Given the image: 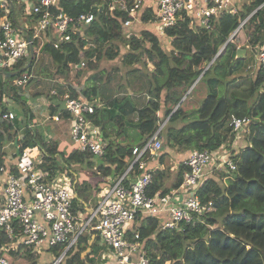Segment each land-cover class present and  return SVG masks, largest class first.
<instances>
[{
    "label": "trees",
    "instance_id": "1",
    "mask_svg": "<svg viewBox=\"0 0 264 264\" xmlns=\"http://www.w3.org/2000/svg\"><path fill=\"white\" fill-rule=\"evenodd\" d=\"M110 1L58 2L59 8L71 16L80 13L94 15L89 23L72 34V40L77 44L81 60L92 70L82 92L91 102L99 99L100 103L94 106L89 118L106 140L103 154L93 158L85 151H62L54 139L44 140L30 126L24 128L22 140L15 141L13 136L12 143L17 147L36 145L49 168H65L68 174L75 173L72 180L76 193L74 206L83 207L92 189L90 180L93 178L100 183L103 175L110 172L121 174L131 158L132 147L143 143L165 118L166 122L159 131L162 143L164 141L177 150L208 149L213 152L233 143L237 131L231 125L232 116L247 117L249 122L239 130L244 132L247 143L236 152L229 153L235 168L213 170L198 190L201 201L211 202L212 209L195 216L190 222H181L176 229H157L156 232V222L149 218L141 238L145 240L147 253L158 264L165 261H169L168 264H264V122L261 121L264 119V68L258 65L254 73L248 66L249 62L236 56L238 45H247L255 50L256 45L264 43V0H235L237 13H220L210 19L207 27L192 23L187 17L178 18L175 24L164 29V34L156 33L153 28L124 30L122 20L107 11ZM23 3L22 0H12L13 12L10 16L13 13L14 25L25 32V15L20 17L26 10ZM27 16L33 21V13ZM19 17L22 21H18ZM245 17L228 40L229 33ZM140 18L144 22L153 19L149 10L143 11ZM231 24L234 27L229 29ZM48 38H52L50 33ZM226 40L224 49L230 53L229 60L224 64L225 75L221 77L215 70L221 65L222 55L221 52L216 54L219 44ZM70 49V55L69 52H45L37 76H31L20 86L21 91L39 81L43 75L55 79L53 87L57 92L68 91L70 96H76L77 91L70 85L73 76L67 60L75 58L77 50L71 47L68 51ZM145 57L152 67L148 66ZM116 58L121 65L116 63L106 73L100 62ZM28 59L29 52L12 70L23 66ZM121 66L125 67V71L121 70ZM122 74V87L128 86L132 93L125 91L113 97L103 96L100 85L112 79L118 82L117 78H122ZM19 75L2 76L0 113L7 110L3 104L4 93L12 97L15 95L17 101L24 102V111L27 112L26 101L13 84L14 78ZM248 76L252 77L249 95L228 99L223 92L225 83ZM12 77V84L8 86L7 81ZM49 97L57 99L52 94ZM53 108L56 109V105ZM193 113L196 114L190 124L193 133L187 135L184 132L189 124L177 123ZM11 130V122L0 120V147ZM162 154L157 160L160 165H163ZM72 163L94 166L96 174L87 178L72 172ZM185 169V164L178 162L177 176L171 185L173 188L180 185ZM164 176L163 168L153 171L147 187L148 194L168 192ZM92 235L91 251L85 255V261L94 264V250L99 241V234L94 230L70 248L58 264H83L80 254ZM8 242L0 232V249ZM15 245L8 248L15 264H48L62 250L59 244L48 247L46 250L52 256L41 260V252L35 251L32 245ZM159 252V258L155 259Z\"/></svg>",
    "mask_w": 264,
    "mask_h": 264
},
{
    "label": "built area",
    "instance_id": "2",
    "mask_svg": "<svg viewBox=\"0 0 264 264\" xmlns=\"http://www.w3.org/2000/svg\"><path fill=\"white\" fill-rule=\"evenodd\" d=\"M22 2L25 11L33 13L34 19L30 26L24 24L25 32L21 31L18 35V28L12 19L13 13L10 16L13 9L8 0H0V72L12 70L28 54L26 32L32 39L34 54L28 67L29 72L21 73L14 80L18 86H22L33 75L41 51L69 52L70 55L72 49L68 51L66 46L75 48L76 57L69 58L67 66L73 76L70 85L78 94L70 96L68 91L59 93L52 87L49 94L60 100L57 112L46 113L45 120L70 118L72 149L88 152L93 158L100 157L105 150L106 140L99 127L89 118L94 112V106L100 102L98 98L94 100L95 103L88 100L82 92L84 87L75 83L89 68L81 60L77 44L72 40V34L89 23L94 15L80 13L71 16L59 8V0ZM142 3L143 0H111L106 8L110 15L116 14L117 19L122 20V26L127 31L141 20L140 16L145 10ZM223 12L230 15L237 13L235 0H154L151 11L153 19L150 23L156 33L164 34V29L175 24L178 18L187 17L192 23L207 27L212 17ZM246 18L239 20L229 33L228 40ZM49 33L52 38H48ZM47 39L50 41L43 43ZM226 43L227 40L218 53ZM255 56L257 64L264 68V43L255 46ZM20 93L23 94V91ZM14 99L15 95L12 97L4 94L3 104L13 102ZM16 118V114L9 109L0 113V120L13 121ZM248 122L247 117L231 118V125L237 132ZM162 126L163 123L143 143L132 147L131 158L121 174L110 172L101 177L100 183H92L97 184L94 191L99 196L92 208H87L86 204L83 207L74 206L76 193L72 180L75 173L70 175L65 168H49L38 146L33 145L38 150L36 157L29 154L26 149L28 146H21L19 156L23 159L19 157L15 169L0 161V172L6 175L0 200V232L9 240L0 249V264H15L8 248L16 246V243L30 244L38 252L59 244L61 252L48 263L58 264L70 248L93 230L99 234V241L109 248V251L103 253L107 259L103 264H158L147 253L145 240L141 238L149 218L156 222V232L157 229H176L181 222H190L195 216L211 210V202L201 201L199 188L213 169L222 171L235 168L230 155L220 147V150L213 152L208 149H192L182 160L186 169L180 185L166 193L157 191L148 194L147 187L153 171L160 165L156 164L163 146L159 136ZM23 138L24 134H21L18 140ZM220 151L222 154H219ZM80 165L86 164H71L70 169L77 172L75 167ZM107 180L111 183L105 184ZM168 263L165 261L162 264Z\"/></svg>",
    "mask_w": 264,
    "mask_h": 264
},
{
    "label": "crops",
    "instance_id": "3",
    "mask_svg": "<svg viewBox=\"0 0 264 264\" xmlns=\"http://www.w3.org/2000/svg\"><path fill=\"white\" fill-rule=\"evenodd\" d=\"M153 1L154 0H143L142 7L145 10H149L151 13L153 9ZM133 27L135 28V30H139L140 28L150 29L151 23L150 21L144 22L143 20H139L138 22L134 23ZM233 27H234L233 24H231L229 26V29H232ZM66 48L68 50L71 47L70 45H68L66 46ZM229 53L230 52L226 50L221 56V59H220L221 65L218 66L215 70V73L218 76L223 77L225 75L224 64L227 60H229ZM236 56L243 58L245 61L249 62L248 66L251 67L253 72L255 73L258 67L256 56H255V50H253L250 46H247V45L245 46L238 45V47L236 48ZM251 83H252V77L250 76L233 79L225 83V85L223 86V92L225 93L226 97L230 100L234 99L235 97H247L250 93ZM25 88L22 90L23 91L22 95H23V98H27L28 100L25 104V106L27 107V112L23 114L15 113L14 109L12 108V105H15L16 102L20 103L16 99H14L13 102H9L5 104L6 108L9 110H12L17 116L15 120L9 121L12 124V130L10 131V134L8 135L9 137L6 138V140L3 142V144L0 147V161L4 163L5 165H7L8 167H10L11 169L12 168L15 169L16 166L19 164V149L22 146L20 145L17 147V145H14L12 143V137L14 136L15 141L18 140L19 135L24 134L23 130L27 126L33 127L41 135V137L44 140L50 139V138L54 139L57 142L59 149L62 151L72 150L73 148V146H71L69 142L68 143L66 142V139L63 138V136L58 135L57 127H56L57 125L56 122H59V121L62 122L63 120H67L69 122V125L71 126L70 118L63 117L58 121H55L53 119L45 120L46 113L54 114L55 112H57L58 107L56 103L59 102L60 99L59 98L53 99L52 97H49V92L43 94L42 96L38 95V96L32 97L28 92L29 89L27 90ZM54 105H56V109L53 108ZM189 117L190 119L193 118L191 116ZM261 121L264 122V119H261ZM69 130H70V127H69ZM246 143L247 141L245 139L244 132L239 131L236 133V137L230 146H223V147H220V149H223L224 152L229 154L232 151L236 152L240 147L244 146ZM220 149L218 148V150ZM187 152H186V155L188 154ZM219 154H222V151H220ZM161 160H162V156H161ZM156 165H158V163ZM159 168L165 169V176H164L165 187L169 188L168 191L173 189L171 185L176 179L177 172H178V164L174 162L173 164L166 166L165 162H163V165L161 166L159 165ZM5 176L6 175L4 172H0V200L2 197V189H3V182H4Z\"/></svg>",
    "mask_w": 264,
    "mask_h": 264
},
{
    "label": "rangeland",
    "instance_id": "4",
    "mask_svg": "<svg viewBox=\"0 0 264 264\" xmlns=\"http://www.w3.org/2000/svg\"><path fill=\"white\" fill-rule=\"evenodd\" d=\"M32 1V0H30ZM25 2H29V0H25ZM20 14V11H18V15ZM25 15V23L27 26H30L32 24V20L28 15V12L25 11L23 13H21L20 17L22 15ZM27 16V17H26ZM18 18V21H22V18ZM133 29L132 30H135V28L132 26ZM151 29H152V25H151ZM138 31V30H137ZM136 31V32H137ZM21 34V31L18 30V35ZM50 39H47V40H44V42H49ZM163 43V42H162ZM223 46V43L219 44V47L218 49L220 50V47ZM225 49H221V55L224 53ZM47 52L46 50H43L41 51V53L39 54V60L36 62L35 64V67L33 68V75H36L38 74L39 72V66H40V63H41V60L43 58V54ZM145 60H146V57H145ZM224 60V59H223ZM118 64L119 66L121 65L120 64V61L118 58L116 59H113V60H102L100 62V66L102 68H104V70H106L105 72L107 73L115 64ZM146 63L148 64V66L152 67L151 63H149L147 60H146ZM26 64V62H25ZM121 70H124L125 71V67L121 66L120 67ZM29 72V68L28 66L26 67V69H24L21 73H27ZM123 71V72H124ZM87 72V73H86ZM92 70L91 69H88L84 72V75L80 78H78L75 83L80 85V86H83L85 87L86 85V81H87V76L89 75V73H91ZM32 75V76H33ZM2 76H4V73L3 72H0V80H2ZM15 77V75H14ZM12 77L10 80L7 81V84L8 86H10L12 84V81H13V78ZM18 77V76H17ZM16 77V78H17ZM14 78V80L16 79ZM103 78H106V76H103ZM123 78H124V74H122V78H117L119 81L117 82L116 80L112 79L111 81H104L100 86H101V90L100 92L102 93L103 96H107V97H113L115 95H121L123 93H125V91L127 93H132L131 89L127 86L126 88L125 87H122V82H123ZM55 79L53 80V78H48V77H45V76H40L39 77V81L37 82H33L34 84H31L29 85V87L27 86L25 89H29L28 92L29 94L32 96V97H35V96H38V95H43L45 93H48L50 88H52L55 84L54 82ZM59 82V80H58ZM13 84L16 86V89H17V92L20 94L21 92V88L20 86L16 85L15 82L13 81ZM53 84V85H52ZM48 96V95H47ZM25 97V96H24ZM24 100H26V102L28 101L27 98H24ZM24 103V102H23ZM23 103H18L16 102L15 105H12V108L14 109L15 113L17 114H23L25 113V109H24V104ZM193 117L190 119V117ZM185 118H183L181 121H179V123L177 124H189V128L184 132L185 134L189 135V134H192L193 133V130L191 129L190 127V124L192 122V120L196 117V114L193 113L191 115H189ZM189 117V118H188ZM166 122V118L164 119L163 123ZM56 127H57V132H58V135H61L63 136V138L66 139V142L72 146L73 145V142L72 140L70 139L71 137L69 136L70 134V130H69V122L67 120H63L62 122H56ZM163 149L161 150V152L163 153L161 156H162V159H163V162H165V165L166 166H169L170 164H173L174 162H176L178 164V162H181L183 160V158L186 156V152L187 151H190V149H185V150H177L175 148H171L169 147L164 141H163ZM29 148H26L28 151H29V154L32 156V157H36V155L38 154V150L36 148H34L33 146H28ZM192 150V149H191ZM42 153V152H41ZM188 153V152H187ZM21 157V156H19ZM23 157H21L20 160H22ZM75 163H72V166H74ZM71 166V165H70ZM76 171L79 175L81 176H85L87 178H92L95 174H96V168H91L90 166H86V165H80V166H76ZM86 170H89V174L86 173ZM214 170V169H213ZM91 184L92 183H99L96 181V179H91L90 180ZM111 182L109 180H107L105 182V184H110ZM97 184H94L92 185V189L90 188V193L88 195V198H87V203H86V207L87 208H92V206H94L95 202L98 200L99 196L98 195H95V186ZM86 233H84L85 235ZM109 251V248H107V245L101 243L100 241H98V246H96L95 250H94V255H93V261H94V264H103L104 262L107 261L106 257L103 256V253ZM48 256H52L51 252H49L48 250H43L41 251L40 253V259L41 260H45L48 258ZM55 256V255H54Z\"/></svg>",
    "mask_w": 264,
    "mask_h": 264
},
{
    "label": "water",
    "instance_id": "5",
    "mask_svg": "<svg viewBox=\"0 0 264 264\" xmlns=\"http://www.w3.org/2000/svg\"><path fill=\"white\" fill-rule=\"evenodd\" d=\"M11 8L13 9V4H12V0H8ZM25 37L28 41V44H29V59L28 61L26 62V64L24 66H21L20 68L16 69V70H7V71H3L4 75L7 76V77H11V76H14L20 72H22L24 69H26L27 66H29L31 60H32V57H33V54H34V46H33V42H32V39L29 35V33H25ZM239 51V50H238ZM218 55V52L216 54V56ZM213 61V60H212ZM211 61V62H212ZM210 62V63H211ZM210 63L206 66V68L210 65ZM205 68V69H206ZM94 239V236L92 235L88 241V244L86 246V248L81 252L80 254V258L83 262V264H88L86 261H85V255L88 254L90 251H91V244H92V241Z\"/></svg>",
    "mask_w": 264,
    "mask_h": 264
}]
</instances>
